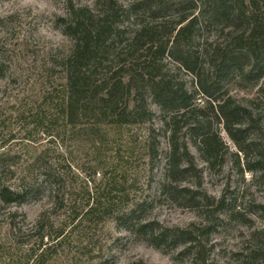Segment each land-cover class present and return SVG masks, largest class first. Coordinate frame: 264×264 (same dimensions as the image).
I'll return each mask as SVG.
<instances>
[{
	"label": "trees",
	"instance_id": "trees-1",
	"mask_svg": "<svg viewBox=\"0 0 264 264\" xmlns=\"http://www.w3.org/2000/svg\"><path fill=\"white\" fill-rule=\"evenodd\" d=\"M57 22L71 42L59 60L62 83L32 100L30 108L26 102L12 106V115L0 121V213L6 217L0 253L10 254L5 246L15 234L26 240L19 238L22 249L10 257L14 264H53L66 247L93 263L99 256L92 255L89 241L114 222L175 262L211 264L212 228L205 218L183 228L164 226L148 215L154 199L139 195L142 182L151 179L150 164L164 133L168 151L158 198L222 213L224 196L215 199L200 190L188 143L205 164H224L227 152L211 131L213 120L242 154L247 170L264 177V158L247 156L254 144L247 135L258 116L223 90L228 78L256 85L264 76V0H130L127 5L94 0L92 6L68 3ZM209 24L223 25L225 43L214 40L201 55L192 54L190 44ZM165 58L197 77L201 104L192 106L191 95L162 74ZM257 91L264 94V86ZM147 97L167 114L160 120L162 130L152 125ZM12 123L20 125V140L9 131ZM38 138L46 145L31 152ZM233 156L239 164L240 157ZM30 203H41V210L24 231L16 222L24 215L10 209ZM257 208L264 219V204ZM57 211L64 217L56 225ZM246 243L237 264L264 261V227L252 231Z\"/></svg>",
	"mask_w": 264,
	"mask_h": 264
},
{
	"label": "rangeland",
	"instance_id": "rangeland-1",
	"mask_svg": "<svg viewBox=\"0 0 264 264\" xmlns=\"http://www.w3.org/2000/svg\"><path fill=\"white\" fill-rule=\"evenodd\" d=\"M93 1L0 0V121L12 115V106L26 102L29 104L27 108H30L32 100L62 83L59 60L69 53L71 42L61 33L57 18L65 16L68 3L75 6H92ZM118 1L127 5L130 0ZM130 22L132 23L131 20ZM222 26L209 24L204 27L197 35L198 40L190 44L192 54L201 55L206 45L214 40L221 44L225 43L227 32L221 33ZM162 74L171 78L172 84L187 95H191L192 106L204 101L197 88V77L187 73L170 58L163 61ZM260 86H264V76L256 85L239 77L238 79L231 77L223 82V90H228L237 104L252 108L258 116L256 128L247 135L249 139L254 140L247 153L250 160L264 158V94L257 91ZM147 108L151 111L154 128L162 130L160 120L167 114L163 113L149 97ZM211 126V131L217 133L224 143V151L227 152L224 164H205L192 143L190 141L188 143L200 171V190L215 199L224 196L225 208L222 213L211 215V209L208 208L195 210L158 198L161 183L164 181L165 156L168 151L167 135L164 133L158 137V158L150 164L151 179L142 182L143 187L139 196L154 199L148 215L164 226L183 228L191 223H200L205 218L211 224L210 238L214 245L209 257L210 263L237 264L240 257L245 254L250 233L264 227V219L257 208L259 204H264V177L247 170L242 154L238 153L221 125L213 120ZM9 131L18 140L23 137L19 124L12 123ZM45 145L46 140L38 138L35 144L31 145L30 151L37 152ZM234 154L240 157L239 164L236 163ZM254 168H259V165ZM41 205L30 203L10 210H17L24 215L22 223L19 218L16 222H19L18 226L26 231L37 219ZM52 215L55 217L56 225L64 217L62 211L61 214L57 211ZM246 218L251 222L245 221ZM5 219L4 213L1 212L0 227L4 226L2 224ZM5 235L6 230L2 227L0 237L4 238ZM19 238L21 237L15 234L10 235V241L5 246L10 254L0 253L2 255L0 264H14L10 257L17 256L22 249ZM25 240L23 238L22 241ZM31 242L29 241L26 247H30ZM89 242L93 249L92 255L98 254L100 260L96 259L91 263L85 256L77 253L74 247H66L60 251V258L53 264H129L137 260L147 264H181L180 261H173L171 255L163 254L140 242L133 235L117 227L114 222L105 223L103 229L97 231ZM76 245L77 243H74V246ZM258 264H264V261Z\"/></svg>",
	"mask_w": 264,
	"mask_h": 264
}]
</instances>
